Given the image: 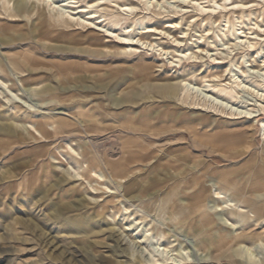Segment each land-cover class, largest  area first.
Listing matches in <instances>:
<instances>
[{"label":"rangeland","instance_id":"374dc122","mask_svg":"<svg viewBox=\"0 0 264 264\" xmlns=\"http://www.w3.org/2000/svg\"><path fill=\"white\" fill-rule=\"evenodd\" d=\"M60 1L63 0H57ZM71 1L85 10V19L97 10L87 6L95 0ZM112 1L106 0V11L98 9V17L108 15L103 18L106 24L117 20L119 28L141 31L145 27L165 30L167 23H181L170 33L175 38L187 33L182 52L193 48L191 44L204 35L222 45L216 38L222 27L214 25V15L208 16V22L194 26L191 17L196 13L189 3L184 7L189 13L182 19L171 13L172 7L180 5L174 4V0H164L156 13L152 8L121 12L112 7ZM218 1L225 4L224 0ZM119 2L125 4L123 0ZM231 2L234 5L240 0L227 4ZM208 5L213 6L211 2ZM215 8L217 20L224 25L223 17L227 14L220 7ZM253 9L264 27V1L257 0ZM233 15L228 16L235 23ZM47 21L48 14L43 13L20 22L7 18L0 22V60L9 70L1 80L10 86L15 81L18 88L11 92L0 84V264H152L157 258H174L170 249L162 251L168 243L170 248L184 247L185 258L194 264H250V256L234 244L212 248L208 254L198 251L193 237L175 224L169 206L165 207L166 203L159 198L148 202L127 198L126 215L123 206H119L123 214L112 207L100 210L98 205L110 200L109 194L94 191L92 186L96 183L91 186L83 177L86 165L75 164L68 149V145L76 151L89 148L96 164L107 170L109 176L118 169L123 174L134 168V182L130 184L137 185L136 191L157 192L166 180L170 183L186 176L190 179L197 171L203 174L206 184L222 170L227 177H243L248 187L251 183L253 190L242 196L243 200L249 204L257 203L254 198L264 200L263 123L236 120L233 118L239 115H224L222 111L184 100L176 86L178 78L203 85L204 76H220L219 83L226 84L230 77L224 72L229 64L214 65L213 59L217 57H211L212 53L202 63L188 55L192 51H187V57L161 55L160 49L169 50L172 44L166 39L154 41L153 37L144 40L161 42V48L141 47L136 53L126 54L122 51L124 46L90 29L94 27L89 25L90 21L57 29L53 42H38L31 31L44 27ZM202 46L208 49V45ZM240 52H235L238 57ZM246 63V67L251 64ZM248 69L251 70H245ZM192 73L195 77L188 76ZM45 87L53 91L55 103L39 101L37 94ZM253 99L245 94L246 103L240 106L255 104ZM15 102L36 114L62 119L61 133L47 143L29 139L24 129L27 120L14 109ZM18 133L26 139L16 140ZM135 155L144 158L141 166L127 162ZM192 168L195 171L191 172ZM245 185L240 187L244 190ZM182 189L179 186L177 193ZM117 191L123 194L122 188ZM259 204L245 222L246 231L251 234L264 229V201ZM208 205L211 209L214 204ZM128 227L129 233L125 231ZM160 231L167 237L159 238ZM256 246L251 258L264 262V247Z\"/></svg>","mask_w":264,"mask_h":264},{"label":"bare ground","instance_id":"6f19581e","mask_svg":"<svg viewBox=\"0 0 264 264\" xmlns=\"http://www.w3.org/2000/svg\"><path fill=\"white\" fill-rule=\"evenodd\" d=\"M12 1L15 2L13 6L11 4ZM31 1L34 2L32 6ZM119 1L120 0H113L112 4L114 6L112 7L118 8L121 12H139L140 10L142 11V9L147 10V8H152V11L156 13V9L165 3L164 0L162 2L158 0H154V2L153 0H123L125 4H120ZM174 1V4H179L180 2V5L172 7L171 13L179 15L182 19L189 13L187 10H184L185 4L189 3L192 5L191 7L194 9L193 11L196 13L191 17V19L195 20L194 23L196 24H194V26H198V22H208V16L214 15L212 20L214 25L222 27L216 36L222 45H219L217 40L206 38L204 35L200 36L194 44H191L193 45V48L190 47L189 50L182 52L181 48L183 47L184 39L187 38V36H185L187 33L184 32V36L180 38L172 37V34L170 33L173 29L179 28L181 23H167V25H165V30H157L158 28L156 29L154 27H145L141 31L136 29L132 30L133 27L119 28V22L117 20H113L106 24V19L103 18L108 17V15L102 14L100 17L97 16V14L100 13L98 9L102 8L101 11H106V6H108L106 0H95L93 3H89V5H87L92 9L97 8L96 11L89 14L90 16L88 19H85L83 15L85 10L73 5L78 4L76 1L69 2V0H63L57 2V0H0V22L6 18L10 21L20 22L23 19H29L32 15L42 16L44 13L48 14L47 24L44 25V27H34L31 31V34L35 35L34 37L39 39L38 42H53L58 35L57 29L72 28L90 21L89 25H94V27L90 29H94L95 32L103 33L106 38L112 39L114 42L124 46L122 51L126 54H132V52L136 53L141 47L152 50L161 48L163 45L161 42H148L144 40L152 37L154 38V41H160L163 39L170 40L172 44L171 48L169 50L161 48V55H170L173 56V58H176L175 54H179L180 56L178 57H187V51H192V53L188 55H191V58H193V60L195 59L196 63H202L201 61L204 57L212 53L211 57H217L213 59L214 65L223 67L222 65L229 64V67L224 72L230 77L228 83H219L221 81L220 76H212V79L211 77L204 76L203 85H198L193 82V80L187 82L183 78H178L176 86L180 88L183 99L187 101L192 100L196 104L203 106V108H212L214 110H218L219 112L222 111L223 114L227 113L228 115L235 117L239 115L240 117L233 118L236 120L248 119L257 123L262 122L264 125L262 117L264 115V27L257 21L258 12L253 9L257 0H240V2L234 5L232 4L233 2L227 4L231 0H224L225 2L221 0L225 4L219 3L218 0ZM210 2L213 6H206L207 4H210ZM61 3L63 5H60ZM215 6L220 7V10L227 14L223 17L224 25H221L216 18L217 10ZM61 8L71 10L78 9V12L75 14L67 11L63 12L60 10ZM163 8L166 10L169 9V7ZM161 10H159V12H161ZM230 13L234 14L235 23L230 21L228 16ZM109 25H112V28H108L107 26ZM208 37H210V34H208ZM210 40L212 41L210 42ZM203 44L208 45V49H202ZM209 48H212V51ZM193 49H195L194 52ZM237 51H241L239 57L238 53H235ZM233 54L234 57L232 56ZM231 56L232 59L230 58ZM236 57L237 60H234ZM246 59L247 61H245ZM246 62L251 63L250 65H247V67L251 68V70H245L247 68L245 66ZM233 68L236 70H233ZM15 69L17 71H21L17 68ZM8 74L9 70L6 67L5 62L0 60V84L4 87L7 86L11 92L17 91L18 88L15 81H13V84L11 82L12 85L10 86L6 85L5 82L1 80V77H3L2 75L7 76ZM190 75H194V73L188 74V76ZM193 77H195V75ZM211 82L215 83L211 84ZM21 83L25 85V82L22 79ZM214 94H216V96ZM245 94L252 96L256 100L255 104H253V102L246 107L240 106L243 105V103H246L243 100ZM37 96L39 101L43 104L46 102L55 103L53 91L48 87H45L37 94ZM251 106L253 108L249 109ZM14 109L17 113L19 112L24 115V120H27V122L29 121L28 123L24 122L26 124V126H24L27 133L26 136L29 139L37 141L42 140L47 143L50 141L52 136H57L61 133L60 127L63 124L62 119L54 120L47 116V114L46 116H44L45 114H36L35 111L23 106V104H20L19 102L14 103ZM19 118L17 117V119ZM18 134L20 135H17V137H19L16 140L19 139L20 141L26 139L23 133ZM68 149L71 152L70 159L75 164L86 165L83 177H85L91 186L94 182L96 183V186H92L94 191H96L97 194L99 192L109 194L110 200H103V204L98 205L100 210L107 211L110 207H112L116 213L123 214L121 207L119 208V206H123L124 211H126L124 215H126L129 212V208L124 204L127 198L142 202H148L149 200L159 198L166 203L165 207L166 205L169 206L172 217L174 216L176 219L175 224L179 228L183 229L189 236L193 237L195 248L198 251L208 254L212 248L221 246L225 247L234 244L239 250L246 252L250 256V264H264L262 261L257 262L251 258V252L254 246L261 245L264 247V229L256 234H251L246 231L245 227V222L248 220V217L255 213L254 208L260 205V200H264L254 198V200L257 201V203L254 204H249L248 201L243 200L242 196L245 197L248 193L252 192L251 190H253L251 183L249 184L250 187L244 184L245 182L243 177L239 179L237 177H227L228 175L220 170L217 171L214 176H211L205 184V181L203 180L205 178L202 176L203 174L200 175L197 171V173L193 174L190 179L189 176H186L185 179L170 183L166 180L157 192L148 194L147 192H142L141 190L136 191L137 185L130 184L134 182L133 176L136 171L133 170L134 168H130V170L128 169V171L123 174H120L121 171L118 169L115 170L114 175L109 176L107 170L104 168L101 169V166L96 164L94 154H92L89 148L84 147L82 151H76L71 147V145H68ZM131 158L132 159L129 161L127 160V162L130 163V161H132L136 166H141L140 163L144 161V158L140 155H135ZM116 171H118V174ZM193 171L195 170L192 168L191 172ZM240 184L245 185L244 190L240 187ZM115 185L117 188H115ZM179 186H182L183 189L180 193H177L176 189H178ZM118 187L119 189H123V194L117 191L119 190ZM109 189L116 192H112ZM209 203L214 204L211 208L212 210L208 205ZM163 215L164 214H162V216ZM214 217H218L219 221L222 223H218ZM135 220L137 221V219ZM161 220L164 222V219L161 218ZM239 224L241 225L240 227L238 226ZM132 225L133 222H131L129 226L132 227ZM125 231L129 233L131 230L128 227ZM159 236L158 237L161 239L167 237L164 231H160ZM161 239L158 242H160ZM170 244L171 243L164 245V243H162L160 246H165L162 250L163 252L170 249L169 252L173 253L172 257L174 258H157L152 264H194L192 261L185 258L186 251L184 247L180 246L181 248L177 249L178 247L173 248L172 246V248H170ZM160 254L163 253L161 252Z\"/></svg>","mask_w":264,"mask_h":264}]
</instances>
